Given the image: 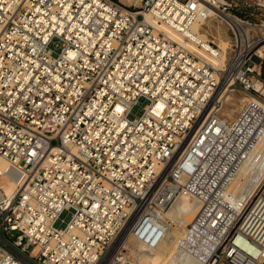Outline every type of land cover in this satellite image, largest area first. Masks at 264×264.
<instances>
[{"label":"built area","instance_id":"obj_1","mask_svg":"<svg viewBox=\"0 0 264 264\" xmlns=\"http://www.w3.org/2000/svg\"><path fill=\"white\" fill-rule=\"evenodd\" d=\"M137 1L0 0V264H100L128 225L157 247L179 194L220 205L251 114L223 118L224 70L185 31L217 15L228 87L264 101V0ZM7 173L20 176L11 198ZM205 264H264V180Z\"/></svg>","mask_w":264,"mask_h":264},{"label":"bare ground","instance_id":"obj_2","mask_svg":"<svg viewBox=\"0 0 264 264\" xmlns=\"http://www.w3.org/2000/svg\"><path fill=\"white\" fill-rule=\"evenodd\" d=\"M120 1L125 2L124 0ZM137 2V0H128L126 3ZM210 17L216 18L218 16L210 13V16L203 20L200 19L189 30L185 31V35L189 39L186 45L189 50L195 51L209 64L218 67L223 64L228 41L221 37H217V43L208 40L207 32L202 29L201 24L205 20H209ZM223 19L226 23L232 24L230 19L226 17ZM146 20L156 24L159 30L172 36V30L169 26L163 23H155L150 17H146ZM196 45L201 47H196ZM263 51L264 45L258 50L259 57L264 56ZM229 69H226L228 71L227 75L224 74L226 76L221 74L216 92L217 97L220 96L224 103L231 98L227 92H231L228 85L232 81L233 73ZM255 88L261 91L264 97V88L260 84H256ZM246 98V113H248L246 116L249 117L251 114L250 122L242 120L240 142L234 147L229 159L222 162L220 172L225 174L226 179L216 196L218 200H221L220 205H202V199L196 195L179 194L176 196L160 215L182 227L183 233L180 234L167 228L164 238L153 249L145 248L134 239L139 244L140 250L149 253L147 255L143 252L138 256L139 264H205L211 254L223 242L228 231L263 182L264 101L249 93H246ZM232 112L233 110L230 109L226 114L231 115ZM224 119L227 120L228 118L224 117ZM0 170L6 172L9 170L5 161L1 159ZM19 177L7 173V179L2 182L3 192L7 198L14 196ZM128 236H131L129 225L124 227L108 248L103 258L105 264H132L120 253ZM103 260L100 264L103 263Z\"/></svg>","mask_w":264,"mask_h":264},{"label":"rangeland","instance_id":"obj_3","mask_svg":"<svg viewBox=\"0 0 264 264\" xmlns=\"http://www.w3.org/2000/svg\"><path fill=\"white\" fill-rule=\"evenodd\" d=\"M124 1L127 2L128 0H124ZM201 26H202V29L206 30V32H207L208 40H212L214 43H217V37H221L222 39H225L226 41H228L227 33H226V24L223 21H221L219 19V17H216V18H214V17L211 18L210 17L209 20L208 19L205 20V22L203 24H201ZM213 49H215V48L213 47ZM226 54H227V49H226V52L224 53V56L225 57L223 59V64L221 66H218L217 67V68H220V70H223L224 69L222 75H224V74L227 75L228 74V71L226 70L228 68H227V64H226V61H225ZM261 73L264 76V60H263V62L261 64ZM226 75H224V76H226ZM229 88H234L235 90H233L231 92H227L228 95L231 96V98L229 99V101H227V102L224 103V106H223V109H222L221 112H222V114L224 115L225 118H228L229 120H231V119H234L241 112L242 108L246 106V103L245 102L247 101V98H246V94H244V92H242L241 90H239L238 87H235L233 85V86H231ZM145 104H147V101L142 99L140 101V106H137V107H135L133 109V113L136 114V115H139L140 112H141V107L144 106ZM230 109L233 110V112H232L231 115H227L226 113L228 111H230ZM61 219H63L64 222H60V220H59L56 223V226H58L60 228L64 227L65 224H66V222L69 221V219H70V213L64 212L61 215ZM242 219L240 220V222L237 223L238 225H239V223L242 222ZM166 220H167V224H169L168 225L169 226L168 228L171 231L173 230V231H176L177 233H180V234L183 233V228L182 227H180L179 225L177 226V224H175L174 222H171L168 218H166ZM143 252L145 254H147V255L149 254L147 251L145 252V251L140 250L139 244H137L135 242L134 238L132 236H128V239H127V241H126V243L124 245V248L121 249V252L120 253L130 263H132V264H139V262H138V256L141 253H143ZM134 253H135V256H134ZM150 253H152V252H150ZM118 256H121V255H118ZM104 260H103V263L102 264H105L104 263ZM116 264H118V263H116Z\"/></svg>","mask_w":264,"mask_h":264}]
</instances>
